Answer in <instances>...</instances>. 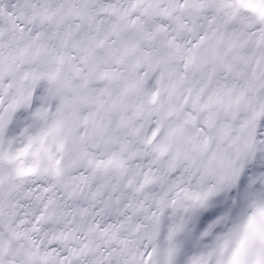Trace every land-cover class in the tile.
Returning a JSON list of instances; mask_svg holds the SVG:
<instances>
[{
  "label": "snow or ice",
  "instance_id": "obj_1",
  "mask_svg": "<svg viewBox=\"0 0 264 264\" xmlns=\"http://www.w3.org/2000/svg\"><path fill=\"white\" fill-rule=\"evenodd\" d=\"M0 264H264V0H0Z\"/></svg>",
  "mask_w": 264,
  "mask_h": 264
}]
</instances>
